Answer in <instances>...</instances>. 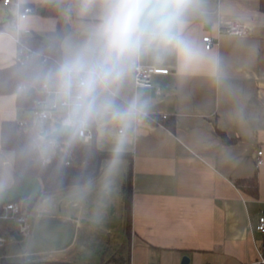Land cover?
<instances>
[{"label": "crops", "instance_id": "0c3cea01", "mask_svg": "<svg viewBox=\"0 0 264 264\" xmlns=\"http://www.w3.org/2000/svg\"><path fill=\"white\" fill-rule=\"evenodd\" d=\"M261 1L209 0L216 14V26L204 25L199 29V38L209 54L218 56L226 64L229 73L226 87L215 85L204 69L180 78L172 64L148 67L169 72L153 75L151 86L139 85L152 97L153 109L124 157L116 190L108 201L110 205L118 202L120 192L123 195V191H128L131 227L127 228V219L123 218L125 253L120 245L111 251L90 252L91 238L84 236L79 241L84 210L87 215L92 214L90 210L96 208L97 193L94 190L82 205L74 207L68 201L71 189H67L56 196L73 210L62 211V218L71 220L76 228L70 241L56 251L33 249L28 261L182 264L185 256L189 264L264 261V234L257 230L259 219L264 215V12ZM45 12L40 9L42 18L56 19ZM235 25L247 29L248 33L227 32ZM205 36L213 40L210 49L206 48ZM238 106L243 107V120L236 116ZM162 115L167 118L159 119ZM5 120H8L5 112L0 111V153L10 152L1 149V125ZM219 130L233 142L226 144ZM99 148L108 151L107 146ZM261 150L263 164L258 165ZM256 173L257 198L236 185L237 180L251 178ZM14 182V167L7 171L0 158V184L7 183L4 189L7 190ZM105 216L109 217V213ZM33 227L29 237L33 236ZM112 231L110 222L106 232L110 235ZM0 236L8 240L2 249L3 258L8 261L11 256L15 258L12 263L20 262L16 258L18 253L8 255L5 250L18 241L24 247L28 237H19L14 220L0 221Z\"/></svg>", "mask_w": 264, "mask_h": 264}, {"label": "clouds", "instance_id": "9594fccd", "mask_svg": "<svg viewBox=\"0 0 264 264\" xmlns=\"http://www.w3.org/2000/svg\"><path fill=\"white\" fill-rule=\"evenodd\" d=\"M40 9L55 13L44 19ZM216 26L209 0H0V111L19 125L20 144L0 153L4 167L62 187L64 170L83 150L68 201L82 205L95 190L94 218L114 194L126 153L149 119L154 101L139 87L148 67L174 65L180 78L204 69L226 87L229 73L199 38ZM236 116L244 119L243 107ZM107 146L99 180L87 171L95 147ZM7 183L0 184V196ZM31 203L30 200L25 201ZM55 207L41 197L39 216ZM32 237L18 253L27 264Z\"/></svg>", "mask_w": 264, "mask_h": 264}, {"label": "rangeland", "instance_id": "374dc122", "mask_svg": "<svg viewBox=\"0 0 264 264\" xmlns=\"http://www.w3.org/2000/svg\"><path fill=\"white\" fill-rule=\"evenodd\" d=\"M119 195V194H118ZM125 195V197H123ZM52 196L55 199V207L48 213L46 216H39L37 213V205L40 201L38 200L37 204L31 209L28 214L30 216V225H33V236L35 244V251H56L58 247H62L70 241L74 231L75 226L72 224L71 220H64L62 218V211L71 213L73 210L70 207V204H62L57 200L56 194L48 195ZM43 197V196H42ZM123 197V198H121ZM120 200L114 201L109 208L105 207L103 209L102 219L99 223L96 222L94 218V211L91 215H87L86 209L84 210L85 216L83 217L82 229L80 231V240L84 239V236L90 237L91 251H111L115 246L120 245L121 251L125 253L127 246L125 245V236H124V223L122 224V219H127V200H128V191L120 192ZM63 212V213H64ZM106 212L109 213V217L105 216ZM124 216V217H123ZM3 221V220H0ZM124 221V219H123ZM112 222V227L114 232L109 235L106 232V227ZM90 223V224H88ZM87 232V233H86ZM22 239V238H21ZM8 241V240H7ZM23 244L22 241H18L16 245H8L5 252L8 255L13 253H19L22 250ZM87 253V250H86ZM4 256V250L0 251V264L3 260H6ZM41 258V256H39ZM14 257H9L8 262H13Z\"/></svg>", "mask_w": 264, "mask_h": 264}, {"label": "trees", "instance_id": "16d2710c", "mask_svg": "<svg viewBox=\"0 0 264 264\" xmlns=\"http://www.w3.org/2000/svg\"><path fill=\"white\" fill-rule=\"evenodd\" d=\"M261 10L264 12V0L261 1ZM46 15L55 16V13L46 10ZM6 95V92L3 88H0V96ZM20 125L16 121L5 120L1 125V149L3 151H13L21 142V136L18 135ZM173 128V127H172ZM219 134L223 137V140L226 144H230L233 140L229 139L228 136L219 130ZM94 157L89 161L87 171L91 173L93 179H97L102 173V163L104 160H107L109 157V152L101 150L99 147L94 148ZM83 163V150L78 149L74 153L72 161L66 166L64 170V179L62 187H57L54 183L50 182L46 176L39 175H26L31 178H38L43 186V190L40 193L39 198L45 195H53L67 189H71L73 178L80 174L81 166ZM15 172V185L22 184V179L19 176L20 169L19 167H14ZM236 185L243 190L244 192L250 194L253 197H259V178L256 173L253 177L247 179H240L236 181ZM36 199V200H37ZM35 200V201H36ZM27 199H21L16 201L20 204L23 212H29L33 206L34 202L31 205L25 203ZM127 228L130 230L131 227V203L130 198L127 200ZM262 252L264 256V245L262 247ZM2 264H20V262L10 263L6 260L2 261ZM27 264H78L76 262H65V261H56V260H37V261H28ZM264 264V261L259 263Z\"/></svg>", "mask_w": 264, "mask_h": 264}, {"label": "built area", "instance_id": "2783aa9c", "mask_svg": "<svg viewBox=\"0 0 264 264\" xmlns=\"http://www.w3.org/2000/svg\"><path fill=\"white\" fill-rule=\"evenodd\" d=\"M227 32L244 35L247 34V29L243 28L240 25H235L227 30ZM204 41L206 42V48L210 49L213 45V40L210 36H205ZM168 69H156V68H146L144 70V79L138 81V84L141 86H151L152 85V76L155 74H167ZM167 115H162L159 119H166ZM263 151L258 152L257 164H263V159L261 156ZM0 220H14L17 225V232L19 237L27 238L31 234V225H30V216L27 212H23L21 206L17 202L6 203L0 207ZM257 230L264 234V215L260 217ZM7 244L6 238L0 236V250L3 249Z\"/></svg>", "mask_w": 264, "mask_h": 264}, {"label": "water", "instance_id": "95a60500", "mask_svg": "<svg viewBox=\"0 0 264 264\" xmlns=\"http://www.w3.org/2000/svg\"><path fill=\"white\" fill-rule=\"evenodd\" d=\"M19 176L23 181L22 184L14 185L4 190L6 195L0 196V207L6 203L16 202L24 198L30 200L31 203L28 205H31L39 197L43 190L40 180L36 177L31 178L26 175H21V173H19ZM182 264H189V258L187 256L183 258Z\"/></svg>", "mask_w": 264, "mask_h": 264}]
</instances>
